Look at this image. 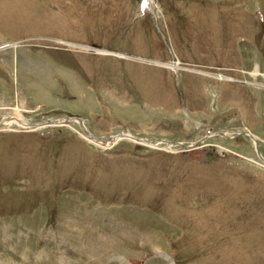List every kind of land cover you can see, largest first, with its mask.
I'll return each instance as SVG.
<instances>
[{"label": "rangeland", "instance_id": "1", "mask_svg": "<svg viewBox=\"0 0 264 264\" xmlns=\"http://www.w3.org/2000/svg\"><path fill=\"white\" fill-rule=\"evenodd\" d=\"M0 264H264V0H0Z\"/></svg>", "mask_w": 264, "mask_h": 264}, {"label": "water", "instance_id": "2", "mask_svg": "<svg viewBox=\"0 0 264 264\" xmlns=\"http://www.w3.org/2000/svg\"><path fill=\"white\" fill-rule=\"evenodd\" d=\"M175 61V60H174ZM92 136V135H90ZM97 142L99 143H103V142H107L108 140H110L112 138V140L115 142L116 139L118 138H122V137H126V135H122L120 133H116V134H112V135H109V136H106V137H97V136H92ZM111 137V138H110ZM135 138V137H133ZM254 138V137H253ZM113 142V144H114ZM142 142H145V143H149L147 142L146 140H142ZM151 142V141H150Z\"/></svg>", "mask_w": 264, "mask_h": 264}, {"label": "bare ground", "instance_id": "3", "mask_svg": "<svg viewBox=\"0 0 264 264\" xmlns=\"http://www.w3.org/2000/svg\"><path fill=\"white\" fill-rule=\"evenodd\" d=\"M150 2H151V0H150ZM147 5H149V3H148ZM174 66H175V68H178V66H179V61L176 60ZM69 119H71V118H69ZM69 119H68V120H65V122L68 123V122H73V121H74L73 119H71V120H69ZM13 121H14V120H13ZM16 121H17V120H16ZM16 121H15V122H16ZM19 122H20V125H23V126H25V124H26L24 121H17L16 124H17V123L19 124ZM6 123H7V125H9L8 122H6ZM9 123H10V122H9ZM12 123H13V122H12ZM67 123H66V124H67ZM69 124H70V123H69ZM122 134H123V133H122ZM250 134H251V133H250ZM125 135H126V138H127V137H130V136H128L127 134H125ZM91 137H92V136H91ZM110 138H111V137H110ZM131 138H133V137L131 136ZM92 139H93V137H92ZM112 141H113L112 138H111L110 140L107 141V147H110L109 144H110V142L112 143ZM149 143H150V142H149ZM103 145H106L105 142H104Z\"/></svg>", "mask_w": 264, "mask_h": 264}, {"label": "crops", "instance_id": "4", "mask_svg": "<svg viewBox=\"0 0 264 264\" xmlns=\"http://www.w3.org/2000/svg\"><path fill=\"white\" fill-rule=\"evenodd\" d=\"M255 136V135H254ZM256 137V136H255Z\"/></svg>", "mask_w": 264, "mask_h": 264}]
</instances>
